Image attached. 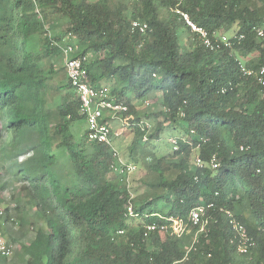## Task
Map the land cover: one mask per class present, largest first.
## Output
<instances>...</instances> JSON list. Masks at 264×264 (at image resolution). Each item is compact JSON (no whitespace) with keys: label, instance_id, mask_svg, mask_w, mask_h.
I'll list each match as a JSON object with an SVG mask.
<instances>
[{"label":"trees","instance_id":"trees-1","mask_svg":"<svg viewBox=\"0 0 264 264\" xmlns=\"http://www.w3.org/2000/svg\"><path fill=\"white\" fill-rule=\"evenodd\" d=\"M178 12L214 34V47ZM180 31L189 34L183 45ZM230 32V46L220 43ZM66 44L92 86L114 83L110 97L128 108L119 115L149 106L129 119L125 164L144 171L132 188L112 170L110 148L87 140ZM242 67L264 68V0H0V160L10 177L0 191L21 185L17 240L34 233L23 263L264 264V88ZM62 149L65 168L56 163ZM210 204L199 233L190 214ZM10 212L0 218L6 234ZM171 219L184 235H170ZM232 220L253 243L247 254Z\"/></svg>","mask_w":264,"mask_h":264},{"label":"built area","instance_id":"built-area-1","mask_svg":"<svg viewBox=\"0 0 264 264\" xmlns=\"http://www.w3.org/2000/svg\"><path fill=\"white\" fill-rule=\"evenodd\" d=\"M178 13L182 15L191 33L197 34L203 40L205 46L210 48L214 47V44L212 42V37H214V34L212 35L208 29L194 23L188 14L180 12ZM133 26L140 27L141 31H144L146 29V25H140L139 23H134ZM259 34L262 35L261 32ZM216 41L218 42V39ZM219 42L225 44L226 46H230L229 40L227 41L226 37H222ZM76 50V47L66 44L63 49V58L67 78L72 87L77 92L80 99V115L85 120L87 140L90 143L103 144L110 148V151L114 158L112 170L120 173L121 177L123 178L122 181L124 180V182H126L127 189H129L130 175L136 171V167L133 165H126L125 163H123V161H121L120 154L114 144V141L118 135L113 132L114 128L110 124V119L115 120L120 113H127L128 108L123 104L117 103L114 98L110 97L109 89L107 86L96 88L91 85L88 77V71L85 68L83 61L80 58L75 57ZM243 70L247 75L252 76L258 83V85L264 88V68H261L258 71L248 68H243ZM171 143L175 147L177 144V140L172 139ZM196 166H203V163L199 157L196 158ZM212 166L214 168L218 167V164H216L215 160L212 161ZM129 193L131 195V198L125 206V214L127 217H133L134 206L131 200L135 196L130 190ZM1 200L2 199L0 192V216H2L4 212ZM212 207L213 204L201 205L191 212L189 220L195 226L201 225L199 233L205 231L207 222H203L202 217L205 215L206 210ZM171 222L172 224L170 226V235L177 238L184 235V233L186 232V225L179 220L171 219ZM231 225L239 238L238 251L241 254H247L253 243L248 237L246 229L243 225L236 222L235 220L231 221ZM146 228L147 232H152L153 230L157 229L158 226L149 225ZM165 228L166 227H161V229L163 230H165ZM14 253V246L6 241L2 231L0 230V255L4 257H12Z\"/></svg>","mask_w":264,"mask_h":264},{"label":"rangeland","instance_id":"rangeland-1","mask_svg":"<svg viewBox=\"0 0 264 264\" xmlns=\"http://www.w3.org/2000/svg\"><path fill=\"white\" fill-rule=\"evenodd\" d=\"M188 35L189 34L186 31H180L179 32L178 36H179V42L181 45H183V42L185 43L184 40L188 37ZM218 36L226 37V40L228 41L229 38H231L233 36V32H230L227 35H223V36L218 35ZM90 60L91 59L89 58L88 61H90ZM40 63L43 65H46V64H48V61H46L40 57ZM106 85L108 86V88L111 91L113 90L114 83L112 81L110 83L106 82ZM46 89H47V84L35 86L36 91H43ZM145 105L146 104H143V106L141 108H138V110L133 115H131V114L126 115V116L119 115L115 120H113V128H114L113 132L118 135L116 138L118 140V145L120 147L119 148L120 149V158H121V161H123V163H126L129 160L126 149L131 144L132 138H133V129L130 127L129 119H131L135 114H138L140 117L144 116L146 109L149 108V106L147 107V105H146V107H145ZM0 130H1V123H0ZM83 130H84V128H83ZM165 138L168 139V136H166ZM3 142L4 141L0 140V149H1ZM163 144H165V143H163ZM170 150H171V147L167 144V145H165V147H163V149H160L157 152V154L163 155V154L170 152ZM0 152H1V150H0ZM0 159H1V157H0ZM69 159H70V157L68 156V154L63 149L61 151H58L57 156H56V163L58 166H62L63 168L67 167L69 165ZM3 166H5V164L3 162H1V160H0V190H1V186H3V184L5 182H9V180H10V177L5 173ZM142 176H144V171L138 167L137 171L130 175V179H132V180H130L131 188L133 186L134 179L135 180L139 179ZM20 186L21 185L11 184L8 187H6L5 190H2V193H1L2 206H3L2 208L5 209L6 207H8V208L12 209V212H10V218L8 220V231H7V234L4 233L7 241L10 244H13V246L15 248V253H14L13 257L10 259L11 264H24L23 261L21 260L20 256L22 255V253L25 251V249L31 244V242L34 239V233L32 231H30L29 234H27V236H25V238L17 240L19 225L17 223L16 214L13 211L16 207V203L14 202L13 197L16 194L18 195L16 189H19ZM27 211L31 212L32 207L28 206ZM11 238L14 240V242H13V240H11Z\"/></svg>","mask_w":264,"mask_h":264},{"label":"clouds","instance_id":"clouds-1","mask_svg":"<svg viewBox=\"0 0 264 264\" xmlns=\"http://www.w3.org/2000/svg\"><path fill=\"white\" fill-rule=\"evenodd\" d=\"M1 193H2V191H0ZM3 207V206H2ZM3 211H4V208H3ZM4 212H3V215L2 216H4ZM2 216H0V218L2 217ZM13 220V219H12ZM0 230H1V228H0ZM2 231V230H1ZM2 233H3V231H2ZM3 235H4V233H3ZM4 237H5V235H4ZM5 239H6V237H5ZM6 241H7V239H6ZM8 242V241H7ZM9 243V242H8ZM10 244V243H9ZM12 245V244H11Z\"/></svg>","mask_w":264,"mask_h":264},{"label":"crops","instance_id":"crops-1","mask_svg":"<svg viewBox=\"0 0 264 264\" xmlns=\"http://www.w3.org/2000/svg\"><path fill=\"white\" fill-rule=\"evenodd\" d=\"M86 131H87V129H86Z\"/></svg>","mask_w":264,"mask_h":264}]
</instances>
